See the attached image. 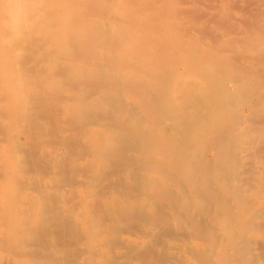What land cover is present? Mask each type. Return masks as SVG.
Returning a JSON list of instances; mask_svg holds the SVG:
<instances>
[{
    "label": "bare ground",
    "instance_id": "6f19581e",
    "mask_svg": "<svg viewBox=\"0 0 264 264\" xmlns=\"http://www.w3.org/2000/svg\"><path fill=\"white\" fill-rule=\"evenodd\" d=\"M166 256L264 264V0H0V264Z\"/></svg>",
    "mask_w": 264,
    "mask_h": 264
},
{
    "label": "rangeland",
    "instance_id": "374dc122",
    "mask_svg": "<svg viewBox=\"0 0 264 264\" xmlns=\"http://www.w3.org/2000/svg\"><path fill=\"white\" fill-rule=\"evenodd\" d=\"M250 169H251V168H250ZM134 221H137V220H134ZM134 221H132V224H134ZM148 249H149V248L146 247V250H144V251L142 250V252L148 255V252H149ZM145 251H148V252H145ZM164 258H166L167 260L164 259ZM164 258H162V260H161L162 262L160 261L161 264H162V263L165 264L167 261H170V259H168L169 256H166V257H164ZM167 263H168V262H167Z\"/></svg>",
    "mask_w": 264,
    "mask_h": 264
}]
</instances>
